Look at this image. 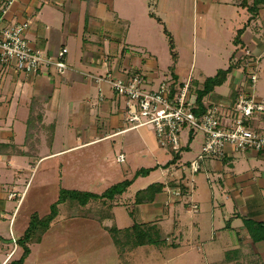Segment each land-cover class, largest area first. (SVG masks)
I'll return each mask as SVG.
<instances>
[{
    "label": "crops",
    "instance_id": "obj_1",
    "mask_svg": "<svg viewBox=\"0 0 264 264\" xmlns=\"http://www.w3.org/2000/svg\"><path fill=\"white\" fill-rule=\"evenodd\" d=\"M107 1L14 0L7 15L6 23L30 21L26 37L31 47L52 56L60 48L66 47L68 69L64 74L50 68L37 75H25L9 67L4 75H0V264L18 260L22 254L19 239L28 228V221L33 215L30 211L18 216L28 186L24 185L26 172L34 171L37 163H42L44 159L59 158L131 131L127 130L123 111H117L115 97L104 91V86H111L97 78H104L107 73L121 76L129 71L143 72L153 82L159 79L160 73L156 70L158 67L153 58L145 63L140 56V68L131 70L137 64L130 57L126 59L124 49L118 48L121 44L115 37L114 26L119 20V25H125L128 31L131 22L127 17H119L118 13L115 15V8L102 6ZM252 2L253 0H247L248 4ZM3 3L4 0H0V7ZM133 3V0H127L128 5L132 6ZM222 3L241 7L249 14L247 22L236 33L228 29L225 39L228 45L231 44V50L235 52L238 47L245 48L250 50L253 59L262 60L264 4L252 16L242 5V0H218L220 9ZM221 12L220 19H230L226 17V12ZM251 17L252 20L248 23ZM246 24L247 27L240 36L241 42L235 43L238 31ZM224 28L226 27L223 26L222 31ZM225 50L228 51L224 48ZM227 57L228 68L233 56ZM232 64L235 68L228 74L225 82L229 85L227 94L220 95L216 87L205 97V102H218L223 98H227L228 102L236 101L238 88L243 84V70L239 64ZM212 76H205L204 81ZM173 77L181 82L186 81L174 71ZM195 81L199 83L193 78V82ZM202 87L203 83L195 90ZM258 95V98L264 100V94ZM75 115L80 117L76 124L73 123ZM253 122L255 127L264 130V115L257 113ZM73 124L82 133H77L76 144L68 145ZM60 127L65 129V133L58 141ZM200 137L198 147L195 145L196 134L186 133L181 141L179 159L169 166L170 170L173 167L182 169L183 178L179 180V186L184 188L182 199L178 200L166 192L167 189L178 186L176 180L180 173L177 172L175 178L171 179L166 174L161 175L160 182L156 183L163 184L164 188L156 194L153 201H161L160 206L153 205V202L136 204V193L145 189L141 188L133 196V202L131 201L134 208L130 210L133 222L119 226L116 221L114 223L119 229L130 227L134 223L148 226L155 222L153 218L157 219L160 215L164 218L165 225L169 222L174 224L171 238L174 250L167 257H162L166 253L153 248L145 252L138 251L149 245L139 246L123 254L116 251L115 256L120 264H138L135 261L146 259H155V264H160V258L163 260L162 264H170V261L185 256L193 258L194 253L187 251H194V248L200 253L199 257L205 259L206 245L210 243L218 247L214 246L216 252L210 246L211 250L214 249L212 255L208 253L210 258L223 254L226 264H264V240H254L251 237L252 234L254 237L264 234L261 227L255 226L261 224L264 227V154L254 150L239 152L228 148L223 157L209 158L204 163V174L194 175L186 170L185 165L189 169V163L198 156L195 157V154L203 145V135ZM167 152L170 155L166 160H160V168L166 167L176 155L172 151ZM192 154L194 157H186ZM171 183L176 187L171 186ZM23 185L25 187L22 189ZM12 193L15 196L10 198ZM121 197L118 198L117 205ZM167 201L170 203H166ZM193 204L199 207L196 213L191 212ZM113 215L115 217L114 210ZM245 220L255 223L251 227L253 232H250ZM33 245L38 243L29 246L30 254L24 264L29 263ZM180 250L183 252L178 253Z\"/></svg>",
    "mask_w": 264,
    "mask_h": 264
},
{
    "label": "rangeland",
    "instance_id": "obj_2",
    "mask_svg": "<svg viewBox=\"0 0 264 264\" xmlns=\"http://www.w3.org/2000/svg\"><path fill=\"white\" fill-rule=\"evenodd\" d=\"M133 1V5L130 6L127 4V0H108L102 6L109 5L112 7L111 9L115 8V15L118 13L119 17H127L126 19L130 20L131 28L128 31L125 25H119V20L114 24L115 37L121 44L118 45V48L124 49L126 59L130 57L132 62L137 64L132 66L131 70L140 68V56L141 61L145 63L150 60L149 58L155 60L158 67L156 70L160 75L159 79L154 82V86L158 84V80L171 79L174 71L179 73L183 80L197 79L199 83L195 81L194 85L195 88H200L205 76H212L218 70L227 68L229 64L227 55L231 58L235 52L233 49L231 50V44L228 45L225 38L229 30L236 33V30L241 28L249 17L246 10L232 4L222 3V9H220L217 4L218 0H212L214 3L211 0ZM221 11L226 12V17H230V19H220ZM223 26L226 27L224 31H222ZM172 42L176 56L178 54L176 63L170 47ZM224 48L228 51H224ZM230 62L232 64L234 61L231 59ZM258 63V79L254 89L257 96L264 94V56ZM200 73L203 75L200 76ZM57 75L60 76V74ZM145 89H150V87L146 86ZM228 89L229 85L225 83L217 87L216 91L225 96ZM104 91L115 97L117 111L122 112L124 110L123 99L107 85L104 86ZM226 99L223 98L220 101L226 104L228 102ZM73 117V123L76 124L80 117L78 115ZM74 124L71 126L68 145L76 144L77 133L80 135L82 133L78 129L76 130L77 125ZM128 126L126 124V127ZM58 130L59 141L61 135L65 133V129L60 127ZM189 130L188 128L182 130L181 141L186 133L192 132L194 135L196 134L195 145L199 147L200 136L203 134L197 130ZM156 139L155 131L151 125L132 129L123 135L70 152L65 156L44 159L42 163H37L34 171L26 172L24 185L28 184V186L22 200L24 204L19 211L18 216L20 217L23 213L30 211L39 217L48 215L52 205L58 202L61 189L101 194L115 183L133 179L128 191L119 199V205L108 200L90 203L89 207L94 209V212L96 209L102 208L108 213L110 212L109 214H113L114 210L115 217L113 215L110 220L105 222H100L90 216H81V213L78 212L84 211L85 208L78 204L58 203L59 215L51 223L41 242L38 245H33V248L31 246L33 254L28 264H120L115 256L117 249L104 226H112L115 221L118 226L128 222L132 223L133 216L130 215V210H134L131 201L133 202L135 193L141 188H147L153 183L160 182L161 175L166 174L171 179L170 167L160 168V160H166L170 154L167 149L157 143ZM200 152L201 149L198 150L195 157ZM120 153L124 154L123 161H119L118 154ZM191 156L194 157V154L186 157L190 159ZM185 168L191 171L187 165ZM141 169L152 170L149 175L137 176V171ZM205 172L203 165L199 175ZM24 185L22 189L25 187ZM175 198L182 199V197L181 199ZM153 203V205L160 206L161 201L156 200ZM166 203H170V201ZM195 205H192L191 212L199 211L198 205H196L197 211L193 208ZM134 214L136 215V213ZM153 220L155 222L150 223L146 228L156 237L158 246L149 245L138 249V251L145 252L153 248L166 253L162 257H167V254L174 250L171 239L174 233V224L169 222L165 225V220L160 215ZM166 237L168 239L165 242ZM206 246L205 259L200 258V253L194 248V251L193 249L187 251V253H194L193 258L185 256L170 261V264H226L223 254L214 258L209 257V254H213L215 247L218 248L214 243ZM210 246L214 249L211 250ZM180 252L183 251L180 250L178 253ZM135 262L155 264L157 261L146 259ZM162 262L163 260L160 258V264Z\"/></svg>",
    "mask_w": 264,
    "mask_h": 264
},
{
    "label": "built area",
    "instance_id": "obj_3",
    "mask_svg": "<svg viewBox=\"0 0 264 264\" xmlns=\"http://www.w3.org/2000/svg\"><path fill=\"white\" fill-rule=\"evenodd\" d=\"M13 3L14 0H4L0 7V75H4L9 67L25 75H37L50 68L64 74L68 69V49L62 47L52 56L31 47L26 37L30 21L6 23ZM233 61L243 70V84L238 88L236 101L225 104L203 100L204 108L200 113L197 112L200 108L192 78L181 82L172 77L154 86L145 73L126 71L121 76L107 73L97 80L106 81L123 99L124 122L129 125L127 130L151 125L162 148L179 154L182 130L200 131L203 134L201 152L189 163L191 173L197 174L209 158L223 157L228 148L264 154V130L255 127L253 122L257 113L264 115V100L254 93L259 58L253 59L250 50L238 47ZM146 86L150 89H145ZM118 157L119 161L124 160L123 155ZM171 170V177L180 173L176 180L178 186L166 191L181 199L179 180L183 178L182 169L173 167ZM14 196L12 193L10 198ZM193 208L197 211L196 205Z\"/></svg>",
    "mask_w": 264,
    "mask_h": 264
},
{
    "label": "trees",
    "instance_id": "obj_4",
    "mask_svg": "<svg viewBox=\"0 0 264 264\" xmlns=\"http://www.w3.org/2000/svg\"><path fill=\"white\" fill-rule=\"evenodd\" d=\"M242 5L245 6L248 11L252 14V16L256 15L259 6L264 4V0H253L251 4L247 3V0H242ZM252 20V17L248 20V23ZM247 23V24H248ZM247 24L238 31L237 36L235 38V43H240V36L244 32V30L247 27ZM167 33V31H166ZM171 52L172 57L174 58V61L176 62V52H174V45L173 42L171 43ZM233 68H235L234 64H231L227 69L218 70L216 75L212 77H208L203 82L202 89H198L196 91L198 96V104H199V110L197 111L200 113L204 108L203 100L206 96L210 95L214 89L218 86L223 85L228 77V74L232 72ZM31 122V121H30ZM179 159V155L176 154L175 157L165 166H171L172 164H175L176 161ZM152 169H141L137 171V176L139 175H148L151 172ZM133 182V179H125L123 181H120L118 183H115L108 189H106L103 193L97 194L93 192H84V191H78V190H71V191H65L61 189V195L57 203H54L51 207V211L48 215L44 217H39L38 215H32L31 220L29 223L28 228L26 229L23 236L19 239V246L22 249V254L18 260H14L10 262L9 264H24L25 259L30 254V245L34 243H40L42 240V237L44 233L49 229L51 223L57 218L59 215V207L58 203H72V204H78L79 206H82L85 208L84 211H79L78 213L81 216L86 217H92L100 222H105L107 220H110L113 214H109L108 211L104 209H96L94 212V209H91L90 203L93 201H110L117 205V200L119 197H121L127 189L131 186ZM173 187H176L174 184H170ZM180 187V186H179ZM183 187V186H182ZM180 187L181 191H184V188ZM164 188L163 184L160 183H153L144 190L138 191L136 193L135 197V203L141 204L146 202H153L155 199V196L157 193L162 191ZM245 223L247 227L250 229V232H253L252 228L255 223L245 220ZM256 227H261V229L264 231V227H262L261 224L255 225ZM109 235L111 236L113 243L118 251L119 254H123L126 251L133 250L139 246L144 245H155L158 246V242L156 241V237L153 236L152 232H150L149 229L146 228L144 224H138L134 223L130 227L119 229L115 225L112 226H104ZM251 237L254 240H264V234L260 237H254L253 234ZM168 238H165V242ZM158 240V238H157Z\"/></svg>",
    "mask_w": 264,
    "mask_h": 264
}]
</instances>
